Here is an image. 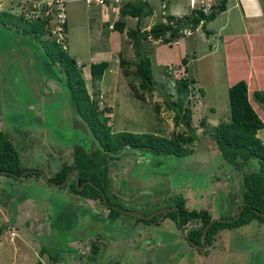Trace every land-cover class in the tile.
I'll list each match as a JSON object with an SVG mask.
<instances>
[{"label": "rangeland", "instance_id": "374dc122", "mask_svg": "<svg viewBox=\"0 0 264 264\" xmlns=\"http://www.w3.org/2000/svg\"><path fill=\"white\" fill-rule=\"evenodd\" d=\"M176 3L181 4L179 15L186 14L187 0H166V12ZM152 4V13L140 18V26L143 21L149 27L165 21L158 0ZM100 8L87 7L83 0H65L60 5L55 0H0V11L15 17L32 21L47 17L49 31L41 38L49 37L50 32L52 39H57V30L62 28L61 46L77 60L85 89L97 108L105 111L112 132H144L167 138L171 131L187 133L165 103L176 100L174 79L182 75L162 71L163 65L180 68L175 65L184 58L185 76L195 80L182 104L189 107L190 123L195 128L192 151L174 156L123 149L107 160L106 195L120 208L140 213L172 207L176 198H183L187 209H207L215 217L232 214L240 198L241 174L250 171L253 164L235 169L202 131L201 120L210 125L229 120L226 76L218 58L219 36L184 28L182 37L170 42H159L163 36L157 40L148 36L132 45V39L124 34L109 67L92 83L87 53L109 49L105 45L108 17L94 15ZM60 11L63 17L58 20ZM131 21L137 23L136 18ZM9 23L0 22V130L16 150L20 166L39 173L21 178L0 173V264H264V225L256 221L221 230L220 239L218 235L212 246L205 247L206 254L188 244L170 218L158 216L157 223L144 224L120 212L107 220L98 199L47 183L46 177L72 162L75 145L88 152L94 149L95 141L89 140L86 127L84 130L73 120L75 113L59 64H50L40 42L26 33L27 26ZM216 24L218 20H213L207 26L216 28ZM137 56L150 59L154 81L150 92L140 88L133 74ZM120 59L129 62L123 67ZM101 60L96 57L94 62ZM124 68L128 75L122 73ZM248 98L264 120V105L256 103L251 92ZM256 135L264 144V127ZM70 171L73 169L66 176ZM193 226L198 222L187 223L184 233ZM12 230L14 235L9 234ZM92 243L99 245L95 258L91 256ZM53 255L54 260L50 259Z\"/></svg>", "mask_w": 264, "mask_h": 264}, {"label": "trees", "instance_id": "16d2710c", "mask_svg": "<svg viewBox=\"0 0 264 264\" xmlns=\"http://www.w3.org/2000/svg\"><path fill=\"white\" fill-rule=\"evenodd\" d=\"M224 2L225 0H219L207 13L193 9L190 11L189 16L183 14L176 16V19L173 15L167 14L165 15L164 22L154 23L149 30L139 31L138 26H136L135 28L127 30L125 35L132 39V45L140 43L141 39H148V36H152L151 39L154 40L159 39V36H163L159 39V42H170V40L173 41L180 36L182 37L184 28L193 30L200 21L205 22L214 18L217 11L223 8ZM145 7V3L128 2L120 6L119 12L121 16L129 15L131 17H137V20H139L148 14L146 10L149 9H145ZM14 17L8 11H0V22L2 24L8 25L10 22L9 25L21 24L24 27L27 26L26 33H30L40 42L42 51L48 58L50 64H54L55 62L59 64L64 79L67 82L69 105L75 115L82 119L80 121L73 117V120L77 121L84 130L86 127L85 124L88 125L95 138V143L92 138H89L95 145L94 149L88 152L81 146L75 145L72 150V162L70 164H62L58 171L48 177V180L52 183L62 182L69 170L77 169V186L79 188L75 185L76 173H74L75 175L65 185L62 184L64 185L63 187L68 188L69 191L80 196L98 199L106 209L107 220H113L120 213L114 206L120 207L118 204L110 202L106 195L105 188L109 183L107 160L125 148L132 150L148 149L155 153L173 154L174 156H182L190 153L192 151L191 143L194 141L195 128L190 123L189 107H185L182 104L183 99L187 96L189 85L194 83L195 80L185 75L175 78L176 100L165 101L167 108L174 111V119L182 122L187 129L186 134L173 133L171 131L170 136L167 138L165 136L144 132H112L110 126L107 124L108 117L104 114L105 111L99 110L95 101L88 95L74 58L67 55L61 44L55 38L52 39L50 32L49 34L47 32L49 37L41 38V34L44 31H49L46 27L47 17L36 18L32 21L29 19L26 20L22 16H16L15 19L19 23L13 20ZM7 21L9 22L7 23ZM120 24L121 21L117 20L114 23V28H119ZM164 29L168 31L164 32ZM150 31L154 32L149 34ZM165 33L166 36H164ZM134 52L137 53L136 48H134ZM127 62L129 61L119 60V64H122L123 67ZM180 63L182 64L183 72L186 73L185 59L181 58ZM106 66V61L92 62L88 65L92 83L101 78ZM150 66L149 57L137 56L133 70V74L139 79L140 88L148 92L151 91V86L154 83ZM122 70L124 75H128L129 72L125 68ZM137 96L140 98L141 93ZM251 96L256 103L264 105V90H253ZM227 98L229 106V120L227 122L210 125L205 121L203 123V120H201V123L204 124L202 131L211 138L215 151L218 152L224 161L230 163L235 169H240L246 164H253V166L251 165L252 168L249 165L250 171L241 174V192L240 198L235 204V211L232 214L220 215L219 217L229 218L236 215L240 203H243L239 216L230 222L213 220L205 230V238L201 237V232L204 226L212 219L209 211L207 209H187L184 206L183 198H176L172 203L177 206V211L168 210L154 215L151 218H139L132 215L135 220L144 224H149L150 222L157 223L156 218L163 216L172 219L173 223L178 227L176 223V214L178 212L180 225L183 229L189 222H198V226H193L184 233L185 237L200 245L207 242L209 247L210 245L212 246V241L216 239L219 235L218 233L223 229L237 228L252 221L264 225V215L261 214L264 213V144L256 135L257 131L263 128V121L250 104L247 83L244 79H239L227 87ZM22 170H24V167L20 166L16 150L7 138V135L0 130V173L14 177V175L20 174ZM38 173V171L29 170L23 177L38 175ZM48 180L46 181L47 183H49ZM171 205H168V207ZM255 210H258L260 213L255 212ZM142 214L147 215L148 213ZM90 248L92 252L91 256L95 258V255L99 251V245L97 246L92 243ZM201 250L204 252L207 251V249ZM54 256H50V259L54 260ZM84 264L88 263L85 262Z\"/></svg>", "mask_w": 264, "mask_h": 264}, {"label": "crops", "instance_id": "0c3cea01", "mask_svg": "<svg viewBox=\"0 0 264 264\" xmlns=\"http://www.w3.org/2000/svg\"><path fill=\"white\" fill-rule=\"evenodd\" d=\"M128 2L145 3V9H149L146 10L148 14L152 13L151 10L154 8L152 0H128L124 3ZM180 8L181 4H173L168 7L166 14L178 16ZM189 13L190 9L186 12V16H189ZM94 15L108 17V23L113 19V12L109 8H100L98 15ZM131 19L134 20L135 17L120 15V29H109L106 27L107 34L105 41L107 44L105 45L109 49L105 51L95 50L93 53H87L90 61L89 64L96 61V57H101V61H106L108 65L114 55L113 50H120L122 35L127 30L136 26H138L139 31L149 30L150 27L146 22L143 21V24L140 26L139 20L136 24H133ZM213 20L215 22L218 20V24H216V28H209L207 24ZM196 29L204 31L206 36H219L220 55L218 58L222 61L227 87L239 79H244L248 89L264 90V0H225L223 8L217 11L214 18L205 22L200 21L193 28L194 31ZM153 32L150 31L149 33ZM211 217L216 218L215 216ZM214 245H216V242ZM214 249L217 250V246Z\"/></svg>", "mask_w": 264, "mask_h": 264}, {"label": "water", "instance_id": "95a60500", "mask_svg": "<svg viewBox=\"0 0 264 264\" xmlns=\"http://www.w3.org/2000/svg\"><path fill=\"white\" fill-rule=\"evenodd\" d=\"M74 115H75V114H74ZM75 118H77V119L80 120V121L82 120V119H81L79 116H77V115H75ZM84 124H85V123H84ZM85 126H86V131H87V134H88L89 138H92V139L94 140L95 138H94L93 134L91 133V131H90L88 125L85 124ZM94 141H95V140H94ZM74 170H75V172H76L75 185H76V187H78V186H77V184H78V176H77V172H78V171H77V169H74ZM28 171H29L28 169H24V170L21 171L20 174H18V175H14V177L21 178V177H22L24 174H26ZM35 171H36V170H35ZM72 172H73V171H70L69 174H68V176H66L62 182H59V183H53V184H54V185H61V184L65 183V182L67 181V179L69 178V176L71 175ZM46 180H48V177H46ZM48 181H49V180H48ZM49 183H52V182L49 181ZM83 184H84V182H83ZM78 188H79V187H78ZM103 199L105 200V198H103ZM114 207H115V208L117 209V211H119V212H122V213H125V214H129V215H135V216L140 217V218H151L152 216H154V215H156V214H159V213H162V212H165V211H168V210H176V211L178 210L177 206H173V207H169V208H160V209H158V210H155V211L151 212V213L148 214V215H143L142 213L137 212V211H133V210H123V209H121V208H118L117 206H114ZM242 207H243V203H240L236 215H234V216H232V217H229V218H221V217H218V218H213V219H211V220L209 221V223L206 224V225L204 226V228L202 229L201 237H202V238H205V230L207 229V227L209 226V224H210L213 220L227 221V222H230V221H232V220H235V219L239 216V213L241 212ZM255 212L260 213L258 210H255ZM261 214L264 215V213H261ZM176 215H177V216H176V223H177V225H178V229H179V233H180V235H181V236H182V237H183V238H184V239H185L190 245H192L193 247H196V248H205V247H207V246H208V243H207V242H205L203 245H200V244H197V243H195V242H193V241L188 240L187 238H185L184 233H183L182 226L180 225V220H179V214H178V212H177Z\"/></svg>", "mask_w": 264, "mask_h": 264}, {"label": "built area", "instance_id": "2783aa9c", "mask_svg": "<svg viewBox=\"0 0 264 264\" xmlns=\"http://www.w3.org/2000/svg\"><path fill=\"white\" fill-rule=\"evenodd\" d=\"M65 0H55V2L58 3V5H60L62 2H64ZM122 0H84L86 5H98V6H102V7H111L114 11V13H117L118 10V5ZM218 3L219 0H188V4L191 8H196V9H200L203 12H208L212 5ZM160 3V8L162 9L161 12L164 13V8H165V0H159ZM62 12L60 11V14H57L58 16V20L61 19V17H63V15H61ZM111 26V25H109ZM59 30H57V34L59 35L57 39H55L56 41H62L64 38L61 37V32L63 31L61 27L58 28ZM10 235H14V231H10L9 232Z\"/></svg>", "mask_w": 264, "mask_h": 264}, {"label": "clouds", "instance_id": "9594fccd", "mask_svg": "<svg viewBox=\"0 0 264 264\" xmlns=\"http://www.w3.org/2000/svg\"><path fill=\"white\" fill-rule=\"evenodd\" d=\"M84 1V0H83ZM125 1H128V0H122L120 3H119V5H118V10H117V13L115 14L114 13V11H113V9L111 8V7H102V6H98V5H94V6H97V7H101V8H109V9H111V11L113 12V19H112V21L110 22V23H108L107 24V27L109 28V29H112L113 28V24L117 21V20H119V18H120V12H119V10H120V6L125 2ZM143 1H145V0H143ZM187 2H188V0H187ZM85 3V2H84ZM130 3V2H129ZM158 3H159V0H158ZM87 7H90V6H93V5H86ZM213 6V5H212ZM159 7H160V3H159ZM188 7H189V9H190V11L191 10H193V9H196V8H191L190 6H189V4H188ZM166 0H165V8H164V13H162L161 12V8H160V14L162 15V16H165V15H167L166 14ZM198 10H200V9H198ZM203 12V11H202ZM203 13H207V12H203ZM170 15V14H169ZM178 16H180V15H178ZM136 18V21H138L137 20V17H135ZM140 20V19H139ZM109 25H111V26H109ZM62 41H64V39L62 40ZM62 41H57V42H59L60 44H61V42ZM176 67H180V68H178V69H175L174 68V66L172 67V69H171V67H167V66H163L164 67V69L162 70L163 71V74L164 73H166V74H172V76L175 74V73H178V74H181V75H185V73L183 72V69H182V64L180 63V64H176L175 65ZM191 85V84H190ZM189 85V86H190ZM153 89V87L151 88V90ZM253 90H257V89H252V90H250V89H248L247 88V92L249 93V92H251L252 93V91ZM261 119V118H260ZM262 121H263V125H264V120L263 119H261ZM264 127V126H263ZM262 129V128H261ZM260 130V129H259ZM257 134V133H256ZM74 172H75V170H74ZM76 173V172H75ZM76 177V176H75ZM47 181V180H46ZM51 184H53V183H51ZM54 185V184H53ZM173 206H176V205H173ZM172 206V207H173ZM158 210V209H157ZM163 213V212H162ZM150 214V213H149ZM148 215V214H147ZM157 215V214H156ZM135 216V215H134ZM140 218V217H139ZM216 218H218V217H216ZM213 219V218H212ZM177 229H178V227H177ZM183 229V228H182ZM179 230V229H178ZM183 233H184V229H183ZM185 236V235H184ZM186 238V237H185ZM201 249H205V248H201Z\"/></svg>", "mask_w": 264, "mask_h": 264}, {"label": "flooded vegetation", "instance_id": "af4514ba", "mask_svg": "<svg viewBox=\"0 0 264 264\" xmlns=\"http://www.w3.org/2000/svg\"><path fill=\"white\" fill-rule=\"evenodd\" d=\"M73 172H74V169H73ZM71 176V175H70ZM70 176H69V178L67 179V181L65 182V183H63L64 185L69 181V179H70ZM66 177V176H65ZM62 185V184H61ZM60 185V186H61ZM133 211H137V212H139L138 210H133Z\"/></svg>", "mask_w": 264, "mask_h": 264}]
</instances>
